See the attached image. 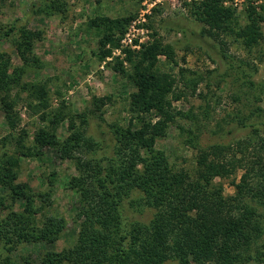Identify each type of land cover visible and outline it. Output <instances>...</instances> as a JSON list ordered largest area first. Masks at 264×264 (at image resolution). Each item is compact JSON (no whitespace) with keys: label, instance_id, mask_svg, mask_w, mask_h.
<instances>
[{"label":"trees","instance_id":"16d2710c","mask_svg":"<svg viewBox=\"0 0 264 264\" xmlns=\"http://www.w3.org/2000/svg\"><path fill=\"white\" fill-rule=\"evenodd\" d=\"M228 1L201 0L195 5L194 16L210 34H235L245 46L255 45L263 36L264 5L246 0L241 14L237 7L226 4ZM106 20L110 27H123L133 16ZM0 38H8L22 60L11 72L10 58L0 54V108L10 130L1 144L7 147L16 142L27 147L24 136H15L21 116L15 109L19 95L13 93L15 89L27 92L30 106L42 111L47 125L36 132L25 153L38 156L51 147L62 159L74 160L78 171L69 182L79 193L78 239L72 247L47 251L41 264H245L254 257L253 243L264 239V121L240 119L238 125L251 128L246 137L202 147L193 173L178 169L157 146L176 117L186 115L173 106V80L159 68V55L175 62L171 45L155 39L138 52L128 51L130 78L136 86L131 108L138 113L154 112L157 120L146 118L139 127L109 125L111 143H107V138L98 140L88 134L86 112H74L64 103L53 108L46 83L24 80L28 69L42 67L34 52L39 33L14 24L0 32ZM108 41H113L111 36L102 43ZM119 44L116 41L113 47ZM111 53L102 49V58ZM120 64L116 68L123 71V62ZM242 76L261 98L262 85L251 80L245 70ZM93 104L91 113L105 122V98L94 96ZM64 121L69 134L62 139L57 127ZM251 148L253 158L249 159ZM17 164L13 157L0 162V183L12 198L0 220V250L6 254L0 264H14L9 255L22 242L55 243L67 226L65 217L44 214L50 205L49 193L35 192L27 183L17 182ZM237 168L245 172L240 182H234L236 193L226 196L216 178L230 176ZM19 200L25 202L22 211L14 208ZM147 209L155 210L147 221L133 213ZM263 248L264 242L257 247L262 260Z\"/></svg>","mask_w":264,"mask_h":264},{"label":"rangeland","instance_id":"374dc122","mask_svg":"<svg viewBox=\"0 0 264 264\" xmlns=\"http://www.w3.org/2000/svg\"><path fill=\"white\" fill-rule=\"evenodd\" d=\"M199 1L0 0V32H6L15 24L39 33L34 52L42 61V67L28 69L24 80L46 83L53 108L64 103L74 112H86L88 134L98 140L107 138V143H111L109 125L139 127L146 118L157 120L154 112L138 113L131 108V95L136 86L130 78L132 68L127 59L128 51L138 52L155 39L171 45L175 62L159 55V68L173 80L174 91L170 94L173 106L186 115L176 117L157 146L166 151L176 168L193 173L202 147L234 143L249 134L251 128L238 125L240 119L264 121V93L261 98L256 97L242 76L245 70L251 80L264 88V21L262 39L247 47L235 34H210L205 24L194 16ZM254 2L264 5V0ZM226 4L237 7L242 14L247 1L229 0ZM130 15L133 20L123 27H110L105 23L106 18L117 20ZM130 30L136 37V48L123 42ZM107 36L113 41L102 43ZM116 41L120 44L113 47ZM104 48L112 53L102 58ZM1 53L10 58L11 72L22 65L16 47L8 38H0ZM121 61L123 71L116 68L121 66ZM16 92L19 98L15 109L21 122L15 136H24V144L30 147L36 132L47 122L41 117L42 111L30 106L32 101L27 92L15 89L13 93ZM94 96L105 98L102 107L105 122L91 113L95 108ZM9 131L0 108V159L3 160L0 162L17 158V182L27 183L35 192L49 193L50 205L44 214L63 216L67 221L65 231L55 243L22 242L9 255L14 264L26 261L41 264L47 251L72 247L78 239L81 228L77 219L79 193L69 184L78 171L74 160L62 159L51 147H46L38 156L27 155V147H20L16 142L3 147L1 142ZM57 132L65 138L69 134L68 122H62ZM247 155L253 158L252 148ZM244 172L243 168H237L230 176L216 178L223 185L226 196L236 193L234 182H240ZM11 201L10 192L0 183V220L8 212ZM24 206L25 202L19 200L14 208L22 211ZM154 211L133 213L141 221H147ZM263 242L264 239H257L253 243L254 257L248 258L245 264H264L257 256V247ZM0 253L3 256L0 260H4L5 252L0 250Z\"/></svg>","mask_w":264,"mask_h":264},{"label":"built area","instance_id":"2783aa9c","mask_svg":"<svg viewBox=\"0 0 264 264\" xmlns=\"http://www.w3.org/2000/svg\"><path fill=\"white\" fill-rule=\"evenodd\" d=\"M134 29H135V27H134ZM131 31L132 30H130V32H128L126 34V38L123 40V42L129 47L136 48V45L134 44L136 42V37L134 34L131 33Z\"/></svg>","mask_w":264,"mask_h":264}]
</instances>
